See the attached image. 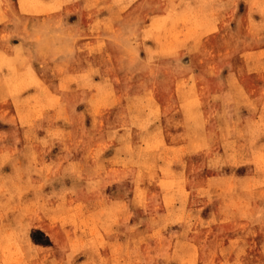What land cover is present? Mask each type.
Listing matches in <instances>:
<instances>
[{"label": "rangeland", "instance_id": "374dc122", "mask_svg": "<svg viewBox=\"0 0 264 264\" xmlns=\"http://www.w3.org/2000/svg\"><path fill=\"white\" fill-rule=\"evenodd\" d=\"M0 264H264V0H0Z\"/></svg>", "mask_w": 264, "mask_h": 264}]
</instances>
